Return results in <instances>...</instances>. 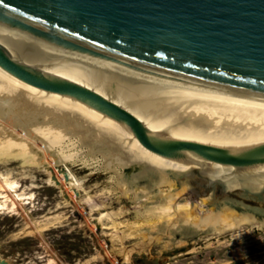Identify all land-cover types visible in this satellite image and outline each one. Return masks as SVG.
Returning a JSON list of instances; mask_svg holds the SVG:
<instances>
[{"label":"water","instance_id":"obj_1","mask_svg":"<svg viewBox=\"0 0 264 264\" xmlns=\"http://www.w3.org/2000/svg\"><path fill=\"white\" fill-rule=\"evenodd\" d=\"M0 71L79 101L162 158L180 161V150L190 146L208 165L181 177L195 186L193 196L198 187L205 195L216 184L228 189L226 176H214L213 168H230L244 183L264 167V142L229 153L149 132L96 90L50 72L120 84L212 121L264 118V0H0ZM239 194L264 205V189Z\"/></svg>","mask_w":264,"mask_h":264},{"label":"bare ground","instance_id":"obj_2","mask_svg":"<svg viewBox=\"0 0 264 264\" xmlns=\"http://www.w3.org/2000/svg\"><path fill=\"white\" fill-rule=\"evenodd\" d=\"M50 72L96 90L149 132L196 139L229 153L264 142V118L212 121L180 112L120 84L59 71ZM192 151L190 146H184L179 152L180 161L162 158L137 145L122 125L79 101L24 84L0 71V169L21 163L22 167L44 173L42 182L48 187L62 189L63 186L69 195L76 196L80 191H84V196L89 193L76 175L77 166L88 171V178L95 177L98 172L114 174L108 179L116 184L119 199L134 204L132 208L136 219L124 218L126 214L121 208L100 212L107 203L87 205L89 211L100 212L94 219L96 226L111 229L119 239L130 233L138 237L139 242L147 238L148 244L171 242L173 249L182 248L187 242L185 237L222 234L245 225H254L259 229L264 227V218H258L253 212L235 210L227 201L222 206L212 201L217 209H207L202 199L196 204L183 199L182 193L187 191V187L179 188L176 179L185 174L187 179L190 167L208 166ZM127 169L128 178L127 174L125 176ZM214 169V176H226L224 181L230 190L249 188L256 192L264 189V167L254 169L253 180L244 183L235 179L230 168ZM11 176L10 169L0 170L1 213L7 204L18 208L27 205L25 200L31 199L18 192ZM159 188L165 190L158 191ZM142 246L137 244L127 248L125 253L128 256L124 253L123 258L125 256V260L129 261V254L140 251Z\"/></svg>","mask_w":264,"mask_h":264},{"label":"rangeland","instance_id":"obj_3","mask_svg":"<svg viewBox=\"0 0 264 264\" xmlns=\"http://www.w3.org/2000/svg\"><path fill=\"white\" fill-rule=\"evenodd\" d=\"M80 167L77 166L76 170L72 169L76 171L83 187L89 192L86 196L84 191L78 192L77 196L69 195L63 186L62 189L56 186L48 187L42 182L45 179L44 173L30 167H22L18 162L0 169L2 171L10 169L12 180L14 179L18 186V192L31 197L25 200L27 205L24 204L22 207L13 208L7 204L2 208L4 209L2 213L0 209L1 262L5 261L7 264H264V227L259 229L254 225H245L236 231L222 234L207 233L199 238L185 237L186 244L182 248L173 249L170 247L171 242L148 244L147 238L139 242L140 239L130 233L119 239L111 229H103L101 225L96 226L94 219L100 212L121 208L126 214L124 218L134 221L136 219V213L132 208L134 204L129 200L119 199L120 193L116 184L108 179L114 174L105 175L98 172L95 177L88 178V171ZM128 173L127 169L125 171L127 178L130 176ZM185 176L186 174L181 177L185 178ZM176 185L179 188L187 187L182 197L189 203L196 204L202 199L207 209H217L212 201L219 206L231 201L238 203V208L254 209L259 215H264V205L251 204L250 199L239 194L240 188L230 190L225 187L220 188L219 184H216L209 194L205 195L204 187H198L197 196H193L194 185L181 178L176 179ZM160 190L165 189L159 188L158 191ZM87 197L92 198L87 201ZM88 203L89 205L107 204L106 208L99 212L89 211ZM137 244L143 245L140 247L141 250L131 252L129 261H126L125 256L123 258L126 249Z\"/></svg>","mask_w":264,"mask_h":264}]
</instances>
